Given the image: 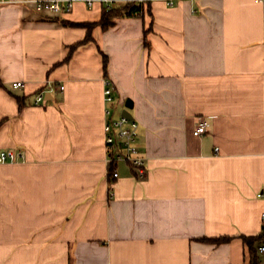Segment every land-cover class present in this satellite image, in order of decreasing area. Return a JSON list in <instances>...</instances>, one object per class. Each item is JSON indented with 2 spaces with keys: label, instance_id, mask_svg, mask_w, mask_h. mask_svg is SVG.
<instances>
[{
  "label": "crops",
  "instance_id": "1",
  "mask_svg": "<svg viewBox=\"0 0 264 264\" xmlns=\"http://www.w3.org/2000/svg\"><path fill=\"white\" fill-rule=\"evenodd\" d=\"M35 1L50 0H0V152L27 157L0 165V264H264L244 241L264 231V0L156 1L69 61L88 31L62 21L106 5L59 17ZM108 79L140 124L143 182L123 164L109 178Z\"/></svg>",
  "mask_w": 264,
  "mask_h": 264
},
{
  "label": "built area",
  "instance_id": "2",
  "mask_svg": "<svg viewBox=\"0 0 264 264\" xmlns=\"http://www.w3.org/2000/svg\"><path fill=\"white\" fill-rule=\"evenodd\" d=\"M81 1L85 2L91 9L97 2L105 4L108 9H111L114 5L119 3L131 2L141 6L156 1L166 2L169 7H172L176 4L177 0H50L35 1L32 5L35 13L63 17L71 13L76 4ZM255 1L261 3L263 0ZM134 17H141V13L136 14ZM23 86L24 83L22 82L15 84L14 87L15 89H22ZM56 89L57 85H55V83L48 82L45 89L38 94L36 105L45 103L48 94H53ZM60 89L64 90L65 88L62 86ZM103 94L105 95L104 139L107 154L106 162L108 169L110 166H117L113 173L110 171L108 172L109 178L111 180L118 179L120 177V169L118 167L123 164L132 171L138 181L143 182L146 179L147 168L146 159L142 156L138 148L140 124L134 119H128L123 117V115H116L114 86L109 79L105 82ZM210 127L211 122L207 119H202L194 129L193 135L202 138L209 131ZM26 161L27 157L25 152H0V165L25 163ZM113 196L114 195L111 194V197ZM258 197L264 200V190L258 194ZM260 252L264 254V246L261 248Z\"/></svg>",
  "mask_w": 264,
  "mask_h": 264
},
{
  "label": "trees",
  "instance_id": "3",
  "mask_svg": "<svg viewBox=\"0 0 264 264\" xmlns=\"http://www.w3.org/2000/svg\"><path fill=\"white\" fill-rule=\"evenodd\" d=\"M151 5L152 3H146L144 5H138L135 3H131V2H126V3H119L114 5L111 9H108L106 6L103 8L102 11V15H101V19L96 22V23H81V24H76L73 22H69V21H62V25L64 27L69 26V27H76V28H85L88 31V36L87 38L80 44H76L72 47H70L71 49V53L67 59V61H69L73 54L78 50V48L82 47V45L87 44L89 42H93V30H95L97 27H100L103 31H107L109 29H111L116 21L121 20V19H127V18H132L134 17L136 14L141 13V16H145V13L148 12V14H151ZM104 57V64H105V72H107L108 69V57L106 55L103 56ZM66 61V63H67ZM117 167V166H116ZM116 167L114 166H110L109 167V171L111 173H113L116 169ZM228 240L224 239V240H213V242H215L216 244H223L224 242H226ZM244 241L246 242V244L248 245L249 249L253 252L254 251V245L258 242H264V235L262 234L259 237H254V238H244ZM252 264H259V259L255 256L252 260Z\"/></svg>",
  "mask_w": 264,
  "mask_h": 264
},
{
  "label": "water",
  "instance_id": "4",
  "mask_svg": "<svg viewBox=\"0 0 264 264\" xmlns=\"http://www.w3.org/2000/svg\"><path fill=\"white\" fill-rule=\"evenodd\" d=\"M133 109V104L131 101H129L127 104H126V110L123 112V117H126L128 119H134L132 113L130 110Z\"/></svg>",
  "mask_w": 264,
  "mask_h": 264
}]
</instances>
